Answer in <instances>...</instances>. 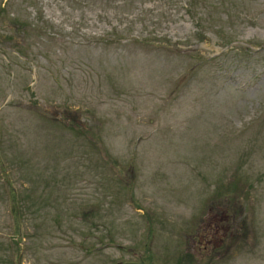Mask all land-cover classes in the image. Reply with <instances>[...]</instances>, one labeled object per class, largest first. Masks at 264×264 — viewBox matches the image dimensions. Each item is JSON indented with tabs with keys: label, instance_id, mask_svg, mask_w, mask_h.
<instances>
[{
	"label": "rangeland",
	"instance_id": "1",
	"mask_svg": "<svg viewBox=\"0 0 264 264\" xmlns=\"http://www.w3.org/2000/svg\"><path fill=\"white\" fill-rule=\"evenodd\" d=\"M0 264H264V0H0Z\"/></svg>",
	"mask_w": 264,
	"mask_h": 264
}]
</instances>
